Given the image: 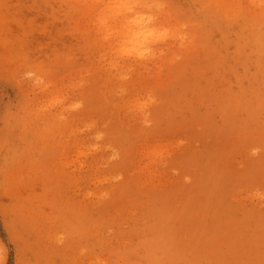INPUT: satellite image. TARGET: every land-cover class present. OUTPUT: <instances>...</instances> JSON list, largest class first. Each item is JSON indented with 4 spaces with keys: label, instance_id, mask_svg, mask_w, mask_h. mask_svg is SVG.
Returning a JSON list of instances; mask_svg holds the SVG:
<instances>
[{
    "label": "rangeland",
    "instance_id": "374dc122",
    "mask_svg": "<svg viewBox=\"0 0 264 264\" xmlns=\"http://www.w3.org/2000/svg\"><path fill=\"white\" fill-rule=\"evenodd\" d=\"M0 264H264V0H0Z\"/></svg>",
    "mask_w": 264,
    "mask_h": 264
},
{
    "label": "bare ground",
    "instance_id": "6f19581e",
    "mask_svg": "<svg viewBox=\"0 0 264 264\" xmlns=\"http://www.w3.org/2000/svg\"><path fill=\"white\" fill-rule=\"evenodd\" d=\"M142 24H143L142 21L139 20V21H138V25L140 26V29H141V28H144V25H142ZM140 32H142V31H136V32H134V33L136 34V36H139V35H140V34H139ZM133 35H134V34H133ZM134 36H135V35H134ZM136 36H135V37H136ZM29 165H30V164H29Z\"/></svg>",
    "mask_w": 264,
    "mask_h": 264
}]
</instances>
